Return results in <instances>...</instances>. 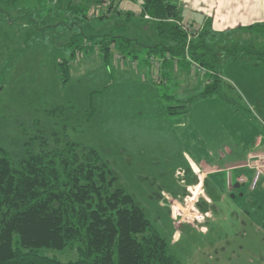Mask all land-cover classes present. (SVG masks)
<instances>
[{
	"label": "rangeland",
	"instance_id": "rangeland-1",
	"mask_svg": "<svg viewBox=\"0 0 264 264\" xmlns=\"http://www.w3.org/2000/svg\"><path fill=\"white\" fill-rule=\"evenodd\" d=\"M81 1L90 5L89 18L74 12L72 5ZM113 1L119 11H108ZM113 1L1 3L0 144L16 164L40 149V136L49 147L65 139L94 147L117 176L116 185L136 197L184 264H264V173L255 188L220 197L197 174L194 180L189 174L193 161L226 166L245 159L244 147L256 129H264V65L220 68L240 81L232 89L235 95L247 94L242 113L218 95L202 96L203 85L188 87L178 70L167 83L148 52L161 41L153 34L155 18L140 14L139 0ZM129 4L133 18L126 14ZM193 23L200 29L192 40L186 34L185 51L203 29ZM113 36L117 42L106 54L96 42ZM226 36L211 35L209 44L225 49L264 42L262 36L240 31ZM63 58L71 68L67 82L56 67ZM165 59L184 62L192 72L184 54L167 53ZM263 157L264 152L252 155L245 164ZM43 252L63 261L79 257L73 248Z\"/></svg>",
	"mask_w": 264,
	"mask_h": 264
},
{
	"label": "trees",
	"instance_id": "trees-1",
	"mask_svg": "<svg viewBox=\"0 0 264 264\" xmlns=\"http://www.w3.org/2000/svg\"><path fill=\"white\" fill-rule=\"evenodd\" d=\"M72 6L78 15L89 18V4L81 1ZM112 9L119 11L114 1L108 11ZM4 13L11 18L6 9ZM146 14L155 18L152 27L161 38L149 46L150 51L183 55L186 33L168 22L172 17L182 18L177 5L168 0H143L141 15ZM242 29L264 37V22ZM116 37L96 43L109 54ZM207 39V32H201L190 46L191 56L212 71L201 95L216 94L231 101L223 87L228 83L221 77V62L241 58L264 62V42L261 47L218 49ZM56 67L67 82L69 61L63 58ZM40 137V149L29 151L18 164L0 144V264H184L136 197L116 185L117 176L96 148L71 139L49 147L45 137ZM65 248L76 249L79 257L63 261L43 252Z\"/></svg>",
	"mask_w": 264,
	"mask_h": 264
},
{
	"label": "crops",
	"instance_id": "crops-1",
	"mask_svg": "<svg viewBox=\"0 0 264 264\" xmlns=\"http://www.w3.org/2000/svg\"><path fill=\"white\" fill-rule=\"evenodd\" d=\"M136 1V0H135ZM169 2L177 5L178 10L181 12L180 19L186 18L193 22L198 23L202 26V33L204 31L207 32L208 38L209 36H216L217 33H225L230 37L235 32H245L250 33L242 28L247 25L262 23L264 22V0H168ZM138 2V1H137ZM139 5L143 4V0H139ZM131 4H129L127 10L130 11L126 13L129 18H133V10L131 9ZM127 11V12H128ZM141 14V13H140ZM108 15V14H107ZM146 19H150L147 18ZM153 34L155 35V31L153 30ZM201 34V33H200ZM207 42L210 41L207 39ZM149 57L152 59V55L157 58L160 63V68L163 70V73L167 77V83L170 80H173L174 69L182 72L183 75H180V80H185L188 87L192 85L201 86L205 88L207 83V77L199 74L192 68V72H188L190 68L188 64L184 62H173V61H165V55L148 50ZM233 63H248V65L259 66L264 65V62H258L254 60H248L247 58L241 59H226L221 62L219 68L224 69L231 67V65H235ZM156 65L155 63H153ZM157 69L158 66L156 65ZM188 67V68H187ZM172 70V71H171ZM185 73L191 76L188 77ZM197 73V74H196ZM222 74V79L228 83L229 91L231 94V101H225L229 104V106H234L236 110H240L243 99L247 94L243 95L242 93H238L239 95H235L232 92V89L235 87L234 85L239 84L240 81L235 79L231 74L228 75L220 71ZM202 77V78H201ZM177 80V78H175ZM203 82H202V80ZM175 80V81H176ZM179 80V81H180ZM204 90V89H203ZM202 92V91H201ZM250 93L251 91H247ZM200 93V92H199ZM166 95V94H165ZM216 95V94H214ZM213 95V96H214ZM219 97V96H218ZM223 100V99H222ZM248 100V99H247ZM242 113V110H240ZM238 115H242L239 114ZM255 138H253L249 147H244L247 149L245 159L241 161H229V164L226 166L220 165L218 162H209V161H201V163L193 161L191 170L189 171L190 179L194 180L198 175L200 178V182L205 183V185H209V190H211L212 194L220 197V196H228L233 192V189H237L238 191H242L247 188L251 189V182L254 178L255 171L253 168H250L245 164L247 158L252 155H257L264 152V129L255 130L254 134ZM245 149V150H246ZM229 154L232 155L233 151L230 150ZM245 154V153H244ZM227 155H222V159H225ZM245 168L244 172H239L235 174L234 170ZM200 173V174H199ZM197 177V178H198ZM241 177H244V181L240 180ZM225 179V180H224ZM203 180V181H201ZM224 180V181H223ZM194 182V181H193ZM198 186V185H197ZM213 196V195H212Z\"/></svg>",
	"mask_w": 264,
	"mask_h": 264
},
{
	"label": "built area",
	"instance_id": "built-area-1",
	"mask_svg": "<svg viewBox=\"0 0 264 264\" xmlns=\"http://www.w3.org/2000/svg\"><path fill=\"white\" fill-rule=\"evenodd\" d=\"M147 16L150 17V15L147 14ZM170 21H174L176 24L179 25V27L187 34V37L189 40H192L193 37L197 36V31L199 28V26L193 22H191L190 20L186 19H179V18H169ZM195 24V25H194ZM190 48L189 45L186 47V51L184 53V57L187 59V61L191 64L192 68L202 74L205 77H209L212 73L211 70H209L205 65H203L201 62H199L198 60L194 59L191 54H190ZM153 58V62L160 67V63L156 62L154 57ZM155 65V66H156ZM159 70V68H158ZM210 80V78H208ZM247 166L251 167L254 169L255 174H254V178L251 182V188H255L257 185V182L260 178V176L264 173V157L262 159L261 162L257 163V164H253L251 165L250 163L246 164ZM244 177H241L240 180L244 181ZM177 204V203H176ZM179 204V203H178ZM180 206V204H179ZM181 207V206H180ZM182 208V207H181ZM180 218L176 219V224H180L181 220H179ZM177 221H179V223H177Z\"/></svg>",
	"mask_w": 264,
	"mask_h": 264
}]
</instances>
